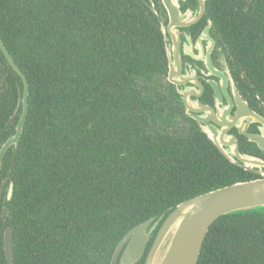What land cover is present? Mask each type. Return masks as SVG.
Here are the masks:
<instances>
[{
  "label": "trees",
  "instance_id": "1",
  "mask_svg": "<svg viewBox=\"0 0 264 264\" xmlns=\"http://www.w3.org/2000/svg\"><path fill=\"white\" fill-rule=\"evenodd\" d=\"M231 25L220 19L221 36L264 98V64L251 62L245 33ZM0 39L29 85L22 133L0 169V264L8 226L12 264H110L129 229L163 216L146 255L177 204L259 177L231 163L152 85L166 55L143 0H0ZM0 66L1 143L14 132L8 118L22 81L1 49ZM197 264H264V214L218 217Z\"/></svg>",
  "mask_w": 264,
  "mask_h": 264
},
{
  "label": "flooded vegetation",
  "instance_id": "2",
  "mask_svg": "<svg viewBox=\"0 0 264 264\" xmlns=\"http://www.w3.org/2000/svg\"><path fill=\"white\" fill-rule=\"evenodd\" d=\"M143 1L154 14L161 30L166 55V70L157 73L155 78L152 77V85L158 91L173 97L186 116L188 115L184 96L194 108L189 110L190 113L207 116L204 110H198L200 107H207L219 116L224 115V119L231 123L228 132L237 137L239 150L264 160V150L240 132L241 127L248 133H261L260 124L243 117L242 113L248 107L264 118V98L238 61L235 52L222 38L220 29V19L224 20L225 17L231 26L237 24L245 33V47L251 62L264 64V59L257 56V53L264 56V0H233L230 5L214 0L211 10L208 0H176L175 4L169 3L171 7L177 6L176 12L172 11L174 17H171L163 0ZM223 6L226 7L225 10L228 8L229 14L223 12ZM2 71L3 67L0 66V81L5 77ZM170 71L177 83L169 80ZM20 103L19 94L8 118L10 121L15 120V127L21 113L18 115ZM6 108L10 109V106ZM239 115L242 119L235 123L232 118ZM208 122L215 123L212 119ZM4 142L0 143V148ZM2 182L4 183L5 179ZM0 204L3 210L5 202L1 200Z\"/></svg>",
  "mask_w": 264,
  "mask_h": 264
},
{
  "label": "water",
  "instance_id": "3",
  "mask_svg": "<svg viewBox=\"0 0 264 264\" xmlns=\"http://www.w3.org/2000/svg\"><path fill=\"white\" fill-rule=\"evenodd\" d=\"M163 1L171 17H174L173 13L176 12L177 6L171 7L169 3L175 4L176 0ZM162 31L164 33L163 28ZM0 49L11 68L22 81L21 113L14 132L0 148L1 169L2 159L6 150L11 146L17 145L23 130L28 112L29 85L25 74L11 57L1 39ZM171 71L169 80L177 83L173 79ZM183 100L187 107L188 117L191 116L195 119L196 123L199 124V129L219 151L231 163L240 166L246 171L258 174L259 177L247 181L234 182L177 204L163 220L146 255L145 252L152 231L157 227L163 216L158 219L151 217L132 227L116 246L110 264H136L144 255V264H197L206 234L211 224L218 217L244 212L264 214V160L239 150L237 137L228 132L231 123L224 119V115L219 116L207 107L198 109L200 111L204 110L207 116L190 113L189 110L194 108L189 105L185 96ZM246 108L247 110L242 113L243 117H247L252 122H258L261 133H248L241 127L240 132L245 134L250 142L264 150V118L251 111L248 107ZM209 119L214 120L215 123H209ZM241 119L240 115L232 118L235 123ZM12 192L13 184L11 182L7 191V200L11 198ZM3 248L7 264H12L13 230L11 226L6 227L4 230Z\"/></svg>",
  "mask_w": 264,
  "mask_h": 264
},
{
  "label": "rangeland",
  "instance_id": "4",
  "mask_svg": "<svg viewBox=\"0 0 264 264\" xmlns=\"http://www.w3.org/2000/svg\"><path fill=\"white\" fill-rule=\"evenodd\" d=\"M174 121L177 122V124L180 125V121L178 119H175Z\"/></svg>",
  "mask_w": 264,
  "mask_h": 264
}]
</instances>
